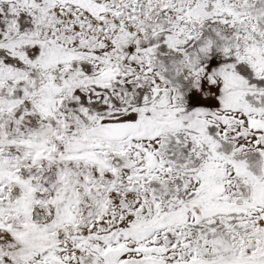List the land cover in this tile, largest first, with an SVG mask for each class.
I'll use <instances>...</instances> for the list:
<instances>
[{"label": "snow or ice", "instance_id": "1", "mask_svg": "<svg viewBox=\"0 0 264 264\" xmlns=\"http://www.w3.org/2000/svg\"><path fill=\"white\" fill-rule=\"evenodd\" d=\"M0 264H264V0H0Z\"/></svg>", "mask_w": 264, "mask_h": 264}]
</instances>
